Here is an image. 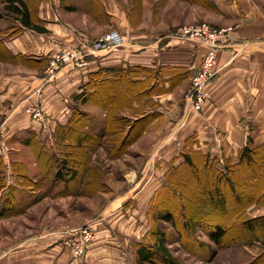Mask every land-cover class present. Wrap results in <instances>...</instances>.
<instances>
[{
    "label": "rangeland",
    "instance_id": "rangeland-1",
    "mask_svg": "<svg viewBox=\"0 0 264 264\" xmlns=\"http://www.w3.org/2000/svg\"><path fill=\"white\" fill-rule=\"evenodd\" d=\"M35 1L27 0L28 8L39 7ZM18 28L10 16L0 20V156L6 160L0 165V264H139L138 249L153 250L156 232L164 233L163 247L178 264H264V197L252 196L262 178L259 166L232 169L233 189L210 176L205 181L202 164L182 163L191 151L203 163L204 149L196 135L184 141L179 129L162 148H155L164 137L160 128L174 127L179 120L181 125L182 116L173 124L148 117L133 127L140 111L157 109L154 99L142 98L139 109L133 104L116 109L104 128L103 110L84 107L80 112L88 123L70 118L50 135L34 132V139L25 142L27 135L17 125L33 121L29 108L38 105L42 58L11 54ZM111 29L117 30L101 35ZM192 75L183 73V81ZM103 91L108 94L110 87ZM183 95L184 90L182 107ZM131 125L130 135L122 136L121 130ZM149 126L150 133L142 136ZM41 158L48 163L40 165ZM60 161L70 171L62 180L56 177ZM249 170L254 171L252 178ZM218 190L231 210L210 207L204 213V200ZM250 199L255 203L249 204ZM159 212H173L172 218L160 221ZM189 214L193 224L188 223ZM234 215L237 219L232 220ZM86 224L94 228L95 238L76 257L65 242L71 230ZM245 224H252L251 230ZM213 225L226 229L217 243L209 237Z\"/></svg>",
    "mask_w": 264,
    "mask_h": 264
},
{
    "label": "crops",
    "instance_id": "crops-1",
    "mask_svg": "<svg viewBox=\"0 0 264 264\" xmlns=\"http://www.w3.org/2000/svg\"><path fill=\"white\" fill-rule=\"evenodd\" d=\"M36 4L39 7L29 10L32 22L42 27V33L15 20L19 32L12 39L17 46L9 50L13 56L42 58L38 105L45 121L20 122L19 133L50 135L76 110L100 109L80 99L82 87L92 76L101 71L107 77L115 70L139 67L154 70L159 78L151 83L157 89L151 96L158 104L151 111L154 121L173 124L182 116L180 127L175 128L178 123H174V127L160 128L164 137L159 141L161 147L155 148H162L179 129L183 130L184 141L196 135L204 153L220 163L230 158L235 163L238 151L245 146L264 145V0H39ZM199 22L230 31L224 47L216 50L219 72L208 86L207 102L199 113L185 118L181 94L189 81H183L182 74L197 71L208 46L171 34L181 25ZM110 28H117L123 35V46L110 52L98 51L87 57L86 67L66 66L52 81L44 80L53 54L81 43L88 46ZM144 93V89L136 90L135 109H139ZM146 113L140 111L134 121H140ZM151 130L152 126L142 129V136ZM3 161L6 163L5 158Z\"/></svg>",
    "mask_w": 264,
    "mask_h": 264
},
{
    "label": "trees",
    "instance_id": "trees-1",
    "mask_svg": "<svg viewBox=\"0 0 264 264\" xmlns=\"http://www.w3.org/2000/svg\"><path fill=\"white\" fill-rule=\"evenodd\" d=\"M3 3V11L0 10V20L4 17L10 16L13 20H18L20 24L27 28L34 30L36 32L42 33V27H39L38 25L34 24L31 19L30 10L27 6V3L24 0H1ZM156 71V70H155ZM159 80L157 73L154 72V70L149 68H139V67H131L126 69H120L115 70L111 76H102L101 71L96 73L94 76H92V79L88 83H86L81 90L80 93V99L83 102L90 101L91 103L96 104L97 106L105 109V120L103 123L104 127L110 126V115L114 114L113 112L116 111L120 107H128L131 106L134 102V97L136 94V90L144 89L146 93L143 94V97L145 100L148 98H151V96L156 93L157 89L154 86H151V83L153 80ZM105 86L110 87V91L105 92L103 91ZM140 87V88H139ZM118 89V90H117ZM153 111L156 109H152ZM151 110V111H152ZM147 111L146 115L140 121L136 120L133 123V127L135 125L140 124L141 122H144L146 118L152 117L153 112ZM118 115V114H116ZM119 116V115H118ZM80 117L79 123L84 124L88 123V119L85 116L82 115V113L79 110H76L71 119ZM78 122V119H76ZM84 123H83V122ZM127 128V130H121L122 136L128 137L130 135L131 127ZM144 129V128H143ZM24 135H27L25 142L31 141V134L30 132H23ZM121 135V134H120ZM33 138V137H32ZM34 139V138H33ZM78 147V146H77ZM264 145L260 147L251 148L249 146L243 147L241 150L238 151L237 154V163L232 164L230 160L224 159L223 165L221 167L217 168L215 167V164L219 161L211 158L208 154H205L201 156L203 159V163L200 160H195L193 158V154H196L195 152H189V154L184 155V160L182 163H185L189 166H196L201 165L204 166V169L206 170L207 177L205 181H208L209 176L215 178L218 181H226L227 187L229 189H233V178L232 175L234 174V170L232 169L238 167V166H259V170L262 171V178L259 179V185L253 190L252 196L255 197H264ZM40 165L43 163H48V160L43 161L42 158L37 160ZM61 162V161H60ZM57 163L59 165V170L57 172V179H64L65 174H69L70 171L68 169V164H66L64 161L61 163ZM4 161L2 157L0 156V165H3ZM255 168V173H256ZM254 171L249 170V177L252 178ZM73 177V175H71ZM209 192H206V194ZM208 195V194H207ZM238 197V195H236ZM254 200V199H253ZM252 199L248 202L249 204L255 203ZM210 207H217L221 210H231V205L227 203L224 193L222 191H216V193L212 194L209 193L206 200H204V213H206L207 210H210ZM195 212H198L199 209H193ZM200 211V210H199ZM174 213L177 212L175 205H174ZM172 213H162L159 212L157 215L159 216L160 221H170L172 218ZM237 219V216L234 215L232 220ZM188 223L193 224L195 222V218L193 217V214L187 215ZM231 221V220H229ZM248 228V230H251L252 224H245ZM211 229L213 230V233L210 234V239L213 242H219L220 239L223 238V236L226 234V229L224 227L213 225L211 226ZM155 235V233H154ZM164 233H157L156 232V246L158 250L155 248L156 246L152 245L154 248L151 250L150 248L141 247L138 249V261L139 264L141 263H150V264H178L175 262V260L169 258L167 254V250L163 247L164 245ZM151 247V246H150ZM158 255V256H157ZM159 257V259L162 261L160 263H157L154 259Z\"/></svg>",
    "mask_w": 264,
    "mask_h": 264
},
{
    "label": "built area",
    "instance_id": "built-area-1",
    "mask_svg": "<svg viewBox=\"0 0 264 264\" xmlns=\"http://www.w3.org/2000/svg\"><path fill=\"white\" fill-rule=\"evenodd\" d=\"M230 28L216 29L202 22L179 26L171 34L173 38L194 40L208 46L202 57L197 71L192 75L189 85L183 95V110L185 118L190 113H199L209 98L208 86L216 77L219 68L216 63V50L224 47L228 39ZM123 35L116 29H111L105 34L94 39L88 46L81 43L78 47H69L61 52L53 54L45 68V81H52L60 69L66 66L83 68L88 65L87 57L96 52H110L123 46ZM30 109V114L35 122L43 123L45 114L39 105ZM95 230L91 225H84L73 229L68 234L65 242L76 257H81L87 246L94 240Z\"/></svg>",
    "mask_w": 264,
    "mask_h": 264
}]
</instances>
